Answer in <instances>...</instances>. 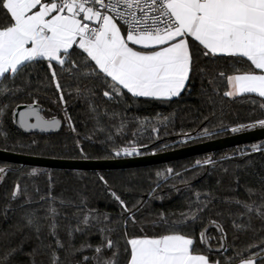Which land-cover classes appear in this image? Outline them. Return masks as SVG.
Returning <instances> with one entry per match:
<instances>
[{"label":"trees","instance_id":"1","mask_svg":"<svg viewBox=\"0 0 264 264\" xmlns=\"http://www.w3.org/2000/svg\"><path fill=\"white\" fill-rule=\"evenodd\" d=\"M11 23L0 9V28ZM190 45V78L181 94L169 100L133 97L126 90L110 99L103 95L110 89L102 76L73 75L53 62L61 86L57 90L47 61L29 63L14 78L3 81L7 92L0 93V148L57 158L107 159L129 156L116 154L123 148L135 147L138 154H147L225 135L236 127L260 125L264 98L224 95L226 76L237 69L250 71V62L205 56L197 43ZM71 51V60L82 67L80 50L74 46ZM22 103H38L45 117L58 116L60 129L51 133L20 130L12 110ZM0 168L5 169L0 173V264H54V256L58 257L55 264H97V258L102 261L117 251L118 264H126L127 238L159 235L165 231L161 214L172 222L189 212H198V218L184 231L195 238L194 250L210 261L237 264V253L264 255V215L257 211L264 213V145L256 151L236 145L117 169L40 167L1 159ZM113 192L135 213V223ZM244 204L254 210L248 212ZM89 213L99 219L90 220L86 227L82 221ZM212 221L223 227L224 234L210 227L207 234L213 239L208 244L218 247L222 239L220 250L200 243V232ZM77 227L81 230L76 231ZM105 237L116 247L104 249L98 257L95 248L106 243ZM257 264L264 260L257 257Z\"/></svg>","mask_w":264,"mask_h":264},{"label":"snow or ice","instance_id":"2","mask_svg":"<svg viewBox=\"0 0 264 264\" xmlns=\"http://www.w3.org/2000/svg\"><path fill=\"white\" fill-rule=\"evenodd\" d=\"M0 9L5 10L12 21L0 28V93L7 92L3 87L5 79L14 78L29 63L44 60L48 62L57 90L61 86L53 62L73 75L81 72L85 76H102L110 89L103 95L110 99L126 90L133 97L169 100L181 94L190 78L191 39L204 49L205 56L250 62V71L226 76L230 90L225 96L256 94L264 98V0H0ZM74 46L81 52L82 67L71 60ZM219 75L225 77L223 72ZM60 98L63 100L62 94ZM28 115L37 121L27 125L31 128L45 130L59 124L55 118L44 119L35 108ZM20 116L24 126L25 113ZM258 123L264 126V120ZM256 150L254 146L253 151ZM121 152L130 156L137 150L123 148L116 154ZM209 162L204 161L205 164ZM4 172L5 169L0 168V173ZM167 172L172 173V169ZM18 191L19 185L13 198ZM112 195L135 223V213L116 193ZM243 207L248 212L254 210L248 204ZM51 214L57 215L54 208ZM197 218L198 212H189L169 222L161 214L160 222L165 225L163 233L126 239V264H221L219 260L210 261L207 255L196 252L195 238L185 233L184 227ZM92 219L99 218L89 213L82 223L87 227ZM32 223L29 218L28 224ZM211 224L224 234L223 227L216 221ZM52 227L55 228L54 220ZM80 230L77 227L76 231ZM199 236L202 244L213 239L206 228ZM105 239L106 243L95 248L98 257L104 249L116 247L111 238ZM117 256L118 251L102 261L97 258V264H118ZM237 256L239 264H257V257L264 260L261 253L247 257L237 253ZM57 260L54 256V264Z\"/></svg>","mask_w":264,"mask_h":264},{"label":"water","instance_id":"3","mask_svg":"<svg viewBox=\"0 0 264 264\" xmlns=\"http://www.w3.org/2000/svg\"><path fill=\"white\" fill-rule=\"evenodd\" d=\"M35 108L40 111L41 117L44 119H53L59 121V124L55 128L41 130V128H31L27 125L35 124L36 118L29 116L28 113ZM20 113H25V124L21 125ZM12 116L14 124L22 131L26 133H51L58 131L62 125L61 119L58 116L45 117L41 112V106L38 103H22L16 105L12 110ZM234 129V128H233ZM238 131L232 130L225 135L218 137L194 142L191 144L179 146L176 148L166 149L162 151L150 152L147 154H133L124 157H115L107 159H90V158H57L41 155H31L26 153H20L15 151H9L0 148V159L8 162H13L21 165H33L40 167H54V168H66V169H117L133 166H145L150 164H156L161 162H167L173 159H180L195 155L199 153H210L226 147H232L236 145H242L244 148H257L264 145V126L250 124L244 128L236 127ZM210 227H215L212 224L207 225L205 228L208 230ZM204 228V229H205ZM203 229V230H204ZM223 245L218 247H211L208 243L205 244L209 250H220Z\"/></svg>","mask_w":264,"mask_h":264},{"label":"crops","instance_id":"4","mask_svg":"<svg viewBox=\"0 0 264 264\" xmlns=\"http://www.w3.org/2000/svg\"><path fill=\"white\" fill-rule=\"evenodd\" d=\"M121 30H122V32H125L123 28H122ZM191 41H192V40L189 39V43H190ZM193 42H195V41H193ZM195 43H197V42H195ZM197 44H198V43H197ZM130 46H133V45H130ZM133 47H139V46H133ZM257 72H259V70H257ZM243 73H245V72H242V73H234V74H243ZM231 75H232V74H231ZM229 90H230V86H229L228 83H227V89H226V91H229ZM239 95H240V94H239ZM234 96H238V95H234ZM234 96H232V97H234ZM237 264H239V262H238Z\"/></svg>","mask_w":264,"mask_h":264},{"label":"built area","instance_id":"5","mask_svg":"<svg viewBox=\"0 0 264 264\" xmlns=\"http://www.w3.org/2000/svg\"><path fill=\"white\" fill-rule=\"evenodd\" d=\"M124 29V28H123ZM124 31H125V29H124Z\"/></svg>","mask_w":264,"mask_h":264}]
</instances>
